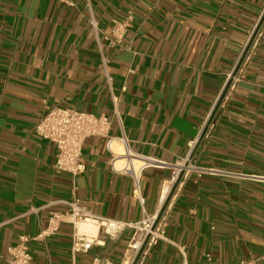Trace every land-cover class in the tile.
Listing matches in <instances>:
<instances>
[{
    "label": "crops",
    "instance_id": "crops-1",
    "mask_svg": "<svg viewBox=\"0 0 264 264\" xmlns=\"http://www.w3.org/2000/svg\"><path fill=\"white\" fill-rule=\"evenodd\" d=\"M70 2L0 0V264L19 236H36L50 212L66 211L70 180L53 168L54 146L32 133L55 106L110 118V137L124 136L132 152L168 164L196 141L191 163L214 170L181 176L163 207L166 241L143 264H239L262 256L264 0ZM128 14L123 48H111L104 36ZM242 54L240 79L226 90ZM81 154L76 196L90 213L136 222L157 210L168 169L142 173V210L131 180L110 171L106 139L87 138ZM71 232L61 224L55 235L31 241L30 264L117 263L131 235L99 233L102 246L72 256Z\"/></svg>",
    "mask_w": 264,
    "mask_h": 264
},
{
    "label": "built area",
    "instance_id": "built-area-1",
    "mask_svg": "<svg viewBox=\"0 0 264 264\" xmlns=\"http://www.w3.org/2000/svg\"><path fill=\"white\" fill-rule=\"evenodd\" d=\"M62 3L71 5L70 0H59ZM132 18L128 14L120 20H113L108 36L104 39L111 48L122 49V40L130 28ZM91 25L96 32V24L90 18ZM256 35V33H255ZM254 35V36H255ZM260 36V34H258ZM250 40V44L253 42ZM255 43V42H254ZM242 54L231 74L228 75L224 89L234 88L240 76L237 70L243 61ZM101 68L103 75L110 86L111 78L107 73L108 61L100 51ZM225 92L219 96L218 100H225ZM113 104V114L118 119L116 111L117 99L111 97ZM112 120L104 115H95L81 112L72 108L52 107L40 116L34 125L32 133L52 144L55 148V158L53 168L68 176L70 180L69 199L61 201L66 207L64 212H50L47 218L46 227L36 236L29 237L21 235L16 244L9 249L7 264H30L31 254L29 243L31 241L44 240L55 235L61 224H69L72 228L70 252L74 256L77 253H87L92 246H102L103 239L99 233L106 238H118L123 232L131 231L130 238L124 248L121 259L117 263H112L105 259L95 258L92 264H143L151 249L159 242L166 241L165 228L166 217L164 205L169 198H173V189L178 184L181 176L195 174L200 176L205 173H215L212 169H203L191 163V154L196 141L187 144L185 156L173 164H168L161 160H156L147 156L132 152L128 141L124 136L113 138L109 136ZM204 131V130H203ZM202 131V133H203ZM87 138L106 139V150L110 154L108 160L109 168L112 173L126 176L132 182V196L143 210L144 199L140 193V179L142 173L149 168L168 169L169 176L163 180L159 196L158 208L151 215L144 217L136 222H124L112 220L90 213L85 207L80 205L76 196L75 179L85 171L82 162V145ZM117 144L119 149H113V144ZM32 212L37 211L32 209ZM80 225H88L95 228V233L80 231ZM72 264H75L74 262ZM239 264H264V254L252 261H242Z\"/></svg>",
    "mask_w": 264,
    "mask_h": 264
},
{
    "label": "bare ground",
    "instance_id": "bare-ground-1",
    "mask_svg": "<svg viewBox=\"0 0 264 264\" xmlns=\"http://www.w3.org/2000/svg\"><path fill=\"white\" fill-rule=\"evenodd\" d=\"M80 231L82 232H87V233H95V228H92L91 226L88 225H80Z\"/></svg>",
    "mask_w": 264,
    "mask_h": 264
}]
</instances>
